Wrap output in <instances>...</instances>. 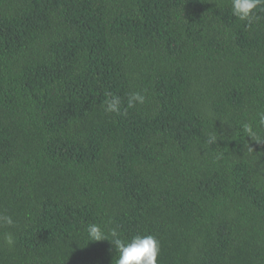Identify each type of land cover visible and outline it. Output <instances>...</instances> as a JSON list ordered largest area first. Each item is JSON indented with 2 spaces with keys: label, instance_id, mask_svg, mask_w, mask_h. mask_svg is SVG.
Instances as JSON below:
<instances>
[{
  "label": "trees",
  "instance_id": "16d2710c",
  "mask_svg": "<svg viewBox=\"0 0 264 264\" xmlns=\"http://www.w3.org/2000/svg\"><path fill=\"white\" fill-rule=\"evenodd\" d=\"M262 111L264 8L0 0V264H115L92 223L157 264H264Z\"/></svg>",
  "mask_w": 264,
  "mask_h": 264
},
{
  "label": "clouds",
  "instance_id": "9594fccd",
  "mask_svg": "<svg viewBox=\"0 0 264 264\" xmlns=\"http://www.w3.org/2000/svg\"><path fill=\"white\" fill-rule=\"evenodd\" d=\"M231 14L240 21H247L251 24L255 11L264 8V0H230ZM105 100V111L108 113L126 115L127 109L122 111L121 99L118 96L107 94ZM146 96L140 92H132L127 98V108L135 107L137 104L143 105ZM258 124L264 127V111L257 113ZM243 131L248 137L255 138L256 131L253 124L244 122ZM211 141V138H210ZM0 221L9 226L13 225L11 216H0ZM89 241L100 242L109 241L118 253L115 264H157L160 252L158 238L153 234H135L130 238H123L116 229L105 231L99 224H89L86 227ZM7 243L11 245L13 240L10 235L6 237Z\"/></svg>",
  "mask_w": 264,
  "mask_h": 264
}]
</instances>
